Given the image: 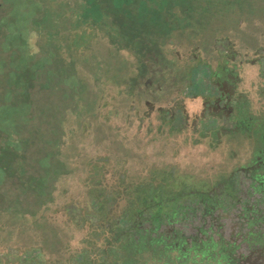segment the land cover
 Listing matches in <instances>:
<instances>
[{
	"label": "rangeland",
	"instance_id": "obj_1",
	"mask_svg": "<svg viewBox=\"0 0 264 264\" xmlns=\"http://www.w3.org/2000/svg\"><path fill=\"white\" fill-rule=\"evenodd\" d=\"M90 1L0 0V107L20 101L25 84L35 83L38 88L44 82L38 76L40 68L34 74L26 69L46 54L53 56L51 67L59 85H77L67 90L66 102H60L59 121L48 116L58 126V133L52 135L58 138L57 149L54 141L41 145L39 133L30 139L22 126L6 122L2 126L0 167L7 179L0 204H11L14 208L7 211L19 210L23 215L11 217L16 224L0 227V264H98L102 249L114 250L116 242L110 235L126 203L121 199L111 208L113 199H107L104 191L127 182L132 184L130 191L138 190L151 177L177 173L171 166L174 162L167 160L170 152L162 155L147 149L126 123L131 100L144 96L142 91L137 93L142 88L138 77L148 72L142 58L153 51L164 61L152 37L157 25L154 28L141 20L122 27L117 17L121 11L113 9L112 0H97L103 22L97 15L89 18L85 15ZM145 1L149 4L137 7L140 16L159 18L162 24L172 18L185 21L190 33L185 36L192 41L220 31L234 32L236 27L251 32L264 26V0ZM124 2L126 8L133 4ZM49 8L53 9L51 41L39 48L40 35L31 21L45 20ZM23 53L29 59L26 63L18 60ZM11 70L17 75H10ZM49 102V113L55 114L58 102ZM22 113L13 112L7 118L25 124L22 117L30 114ZM188 162L184 169L193 176L204 178L211 173L202 161ZM119 218L123 220L124 215ZM121 246L120 256H129L130 249ZM139 255L143 260L147 253Z\"/></svg>",
	"mask_w": 264,
	"mask_h": 264
},
{
	"label": "flooded vegetation",
	"instance_id": "obj_2",
	"mask_svg": "<svg viewBox=\"0 0 264 264\" xmlns=\"http://www.w3.org/2000/svg\"><path fill=\"white\" fill-rule=\"evenodd\" d=\"M119 1L111 6L128 16ZM140 3L124 20L157 25L164 61L153 51L142 58L144 96L131 100L126 123L147 149L170 152L177 173L104 191L111 208L126 203L114 250L102 249L98 264H264V26L192 41L185 21L140 16ZM191 159L207 164L208 177L185 171ZM123 244L129 256H120Z\"/></svg>",
	"mask_w": 264,
	"mask_h": 264
},
{
	"label": "trees",
	"instance_id": "obj_3",
	"mask_svg": "<svg viewBox=\"0 0 264 264\" xmlns=\"http://www.w3.org/2000/svg\"><path fill=\"white\" fill-rule=\"evenodd\" d=\"M91 3L89 4L90 7L86 12L87 17L91 18V16H95L97 11V6L100 8V4L97 0H91ZM120 5L122 7L126 6V3L124 2V0H120ZM131 2H133V4L131 6H129L128 8L130 10H128L126 15H123L122 13H120L118 15V17H120V21H118V23H120L122 25V27H128L130 25H132L133 22H129V21H125L124 18L128 17L129 20H131L132 18H135L136 13H135V6L137 4V0H131ZM142 3L145 2V0H141ZM16 5V4H15ZM127 8V9H128ZM53 11L50 10V8L47 10V17L45 18V20H40L39 21H31V27L34 26L33 28H35V31L39 33L40 35V39L37 42V47L42 48L44 47L46 44H49V42L51 41V37H50V30H51V18L49 17V15L51 14V12ZM122 12V11H121ZM101 13V12H100ZM98 16V20L103 22L102 14L97 15ZM97 21V20H95ZM141 22V21H140ZM18 23L19 20H18ZM21 24V23H20ZM18 25V24H17ZM15 27L16 25L12 24V27ZM16 30V29H15ZM16 34V33H15ZM14 33H12V36H15ZM18 34H20V32H18ZM26 55L23 53L22 55L19 56L20 59H18L19 61H23V62H27L29 61L28 58L25 57ZM40 61V62H39ZM52 62H54L53 56L49 57L47 54L45 56H42V58H40V60H37L34 64H30L28 66V69H26L27 71L32 72L33 74L36 73V69H39V73L38 76L41 78L43 77L44 82L42 84H39L38 88H36L37 84L35 83H28L25 84L24 87H22V97L20 101H12L8 104V106H4V107H0V132L3 130V124L6 122L7 124L5 125H13L14 127H19L22 126L23 129L26 130L27 135L33 138V133H39L41 135V145H47L49 143L52 144V142L54 141V147H56L55 149H57L58 147V138L56 137L55 139H53L52 137L58 133V126L53 125V123H51L48 119V116H50V119L53 118L54 120H58L59 121V117H60V102H66L67 98H69V95L67 90H71V89H75L76 86L73 85H69L67 87L63 86V85H59V78L56 75V71L55 68L51 67ZM48 63V65L50 64V67H47L46 64ZM46 67H45V66ZM15 75L16 73L14 72V70L10 71V75ZM17 75V74H16ZM31 78V75H29ZM79 91V90H78ZM38 95H42V97H45L43 101H41V98H37ZM49 99H53L56 102H58V106H56V111L55 114L57 115L55 118L53 116H55V114H51L49 113V110L51 111V108H49ZM59 110V111H58ZM17 111H24V113H26L28 111V113L30 114V116H26L23 115L22 120L26 121L25 124H19L20 121H16V119L14 120H10L9 118H7V116H9L10 114H12L13 112H17ZM22 113V114H24ZM10 120V121H8ZM23 121V122H24ZM57 121V122H58ZM30 134V135H29ZM60 134V133H59ZM53 135V136H52ZM17 139V138H15ZM57 139V140H56ZM43 162H47V163H51L50 159H47L45 157H42L41 159ZM0 173H2V177L0 179V192L2 193V187L4 185V182L6 181L7 177H3V171L0 167ZM11 206V204L8 205H2L0 204V227L5 226L8 224V222H12L13 224L10 225H14L16 224L18 221L16 220H12L11 217L16 218L14 216H19L22 217L23 213L22 211L17 210L16 213H12L13 211H7ZM14 208V207H13ZM17 209V208H16ZM22 209V208H21ZM100 208H98L99 210ZM18 213V214H17ZM1 237V235H0Z\"/></svg>",
	"mask_w": 264,
	"mask_h": 264
}]
</instances>
